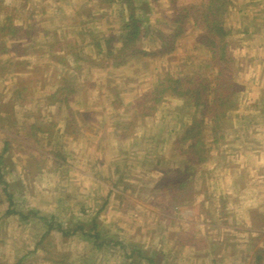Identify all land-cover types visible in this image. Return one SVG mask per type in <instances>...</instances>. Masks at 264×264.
Listing matches in <instances>:
<instances>
[{"label":"rangeland","instance_id":"374dc122","mask_svg":"<svg viewBox=\"0 0 264 264\" xmlns=\"http://www.w3.org/2000/svg\"><path fill=\"white\" fill-rule=\"evenodd\" d=\"M76 4L73 2L72 6ZM80 4L85 15L96 12V3L86 4L82 0ZM35 5L38 11L35 25L40 29L48 27L43 23L44 17L54 18L59 13L58 6L65 11L68 6L70 10L69 5L57 0H36ZM150 5L153 8V3ZM154 6L146 16L150 19L147 24L160 28L158 17L167 0H159ZM123 12L125 7L111 4L102 10L101 19L95 16L98 35L119 30L125 17ZM256 20L264 21V0H237L227 15L233 53L243 68L238 78L243 86L240 105L224 121L222 135L216 136H222L219 141H214V135H205L210 159L194 174L192 201L174 208L170 205L172 188L167 185L168 180H162L165 174L174 177L173 171L186 163L173 149L184 126L191 122L192 111L181 110L179 100L168 99L154 116L134 118L132 106L138 96L132 89L141 94L155 86L164 74L177 75L205 60V53L195 43L198 30L190 26L169 56L138 55L122 63V57L107 59L104 55L105 71L112 75L106 76L102 80L104 86L86 100L87 110L86 104L69 105L73 111L71 123L77 125L70 128L81 133L83 139L79 138V144L65 141L57 150L73 154L75 159L70 161L77 170L92 166L91 178L87 179L81 171H64V161H60L57 152L52 154L59 165L51 174L38 171L34 158L23 169L19 158L11 153L5 155L1 167L9 186L5 188L0 183V264H125L132 248L129 243L142 247L144 254H165L177 250L179 236L187 244L203 248L205 254L201 250L198 261H194L192 252L186 249L181 261L171 259L167 263L160 256L157 264H264V30L256 32L257 27L262 28ZM242 32L241 41L249 48L243 55L237 44ZM140 46L147 51L158 49L149 39ZM68 49L75 52L72 47ZM84 49L88 51L86 57H91L89 48ZM116 76L118 80L107 82V77ZM106 87L121 93L115 111L103 98ZM82 110L87 112L82 114L79 112ZM30 115L33 119L37 117ZM108 122L118 126L116 133L107 131ZM129 122H135V127L127 129ZM206 130L209 132V127ZM59 144L55 147H60ZM31 147L34 145L23 146L17 153L25 149L34 157ZM2 150L0 145V154ZM96 157L104 163L98 172L94 169L98 166ZM79 158L84 160L83 164L76 162ZM116 160L124 167L118 173L114 170L112 178L111 162ZM8 194L14 200L11 209L29 216L27 220L21 215L7 214L12 201ZM50 225L51 232L44 237ZM78 227H83L84 232ZM65 232L72 234L65 236ZM165 235L169 240L161 248L160 243H155ZM103 240L117 244L97 248L96 243Z\"/></svg>","mask_w":264,"mask_h":264},{"label":"crops","instance_id":"0c3cea01","mask_svg":"<svg viewBox=\"0 0 264 264\" xmlns=\"http://www.w3.org/2000/svg\"><path fill=\"white\" fill-rule=\"evenodd\" d=\"M57 1L69 5L70 10H68V6L66 11L63 6H58L57 11L59 13H55L54 18L44 17L42 19L43 23L47 24L48 27L40 29L35 25L37 23L35 17L38 15L35 5L36 0H0V27L7 22V17L11 15V22L22 29L18 38L5 36L0 32V145L2 149L7 145L6 155L10 156L11 153V156L19 158V164L23 166V169L26 168V162L29 163L30 159L34 158L38 171L44 174H51L57 169L58 160L52 152L60 153L57 148H62L63 142L79 144V138L83 139L81 133L74 132V129L71 130L70 128L77 125L71 123L70 115L73 114V111L69 105L71 106L72 103H79L80 106L86 104L85 110H87L89 104L86 100L91 98L93 91L97 94L98 89L104 86L102 80H105L106 76L112 75V73L105 71L107 65L104 64L106 61L103 60V52L98 54L95 44L91 41L99 33L97 28L94 27L93 18L98 16L101 19L103 9L99 10L97 8L96 12L86 13L85 15L83 9L81 10L83 4H80V2L82 0ZM73 2L77 4L72 6ZM23 4L25 5L24 8L22 7ZM7 11H13V14H8ZM255 22L262 27L261 30L258 27L256 29V32L260 33L262 29L264 30V21L256 20ZM103 31H100V33ZM243 37L244 32H242L241 39H236L237 44L240 45L242 55L247 54L246 52L249 50L248 46H244L241 41ZM70 47L75 52L70 51L68 49ZM84 48H89L91 57H86L85 53L88 54V51ZM33 52L37 54L33 55ZM87 59H89L87 63L83 61ZM129 60L130 58L123 59L122 63ZM126 65L131 67L129 63ZM146 70L147 68L143 67V72H146ZM124 74H126V77L128 76L127 73ZM65 78L69 79L70 87L74 88L71 96L65 94L67 95L68 104L60 101L55 102L54 100L56 99L57 90ZM118 79L119 76L107 77V82L110 84L113 80ZM146 90L144 89L143 92H146ZM132 91L137 95L140 94V92L137 93L139 91L137 89H132ZM102 92L103 98L110 102L111 111H115L116 103L121 99V93L109 87H106V90ZM80 109L81 107H79ZM79 112L85 114L87 111L82 110ZM30 113L37 117L33 119ZM83 117L86 119L85 115ZM60 123L63 125H60ZM108 124L107 131L113 130V133H116L118 126L114 127V123L110 122ZM115 137L117 138V136ZM54 143L56 145L60 143V147H55ZM31 144L34 145L33 148L31 147L35 153L34 157H32V153H29L31 151L25 149L23 152H19L20 154L17 153L21 147ZM97 147L102 149L101 144H98ZM60 156V161H64L63 165L61 164L64 171H81L86 178L92 177L90 175L93 173L91 165V168H87V170H77L70 161L75 159L73 154L60 153ZM101 160L103 159L96 157L95 163L98 166L94 168L95 172L101 170L99 167L104 164ZM76 162L83 164L84 160L79 158V161ZM69 163L73 165H68ZM111 164L113 178L114 170L118 173L124 166L117 160L111 162ZM112 190L114 189L111 188ZM179 237L176 243L177 250L165 254L157 252H151V255L144 254L142 247L129 243L134 248L139 247L143 254L141 256L136 253L131 259H137L135 264H151L146 259L151 258L157 264V259L160 256L167 263L171 259L181 261L186 249L192 252V260L194 261L196 259L198 261L201 250L205 254L203 248L194 247L193 244L188 246L184 238ZM168 240V236L165 235L164 238L161 237V241L157 239L155 244L160 243L162 248ZM199 242L202 243L203 241L199 240Z\"/></svg>","mask_w":264,"mask_h":264},{"label":"trees","instance_id":"16d2710c","mask_svg":"<svg viewBox=\"0 0 264 264\" xmlns=\"http://www.w3.org/2000/svg\"><path fill=\"white\" fill-rule=\"evenodd\" d=\"M158 1L86 0V4L96 3L99 10L111 4H118L126 9V18L124 17L119 30L105 31L103 35H97L91 40L95 44L96 51L103 52L107 59L119 56L126 60L138 55L141 57L169 56L176 51L179 41L188 33L190 26L198 30L195 43L205 53V60H201L197 67L192 66L177 75L164 74L155 86L139 94L132 101L136 113L134 118L154 116L168 99L179 100L182 103L179 109L186 112L192 111L191 122L184 126L182 134L174 142L173 149L185 158L186 163L183 167L173 171L174 177L168 178L165 174L162 178L163 181L168 180L167 185L172 188L170 205L175 208L192 201L191 185L194 182V174L210 159V151L207 150L204 141L205 135H214V141H219L222 136H216L222 135L224 121L239 110V93L243 86L238 78L243 68L233 53V44L229 39L232 32L226 22L227 15L237 0H200L197 3L167 0L166 8L158 17L161 27L156 28L147 24L150 19L146 16L151 14L150 11L153 10L155 4H158ZM151 3H153V8ZM22 7L24 8L25 5L23 4ZM11 18V15L7 17V22L0 27V32L5 36L18 38L22 29L15 26ZM27 36L30 38L29 35ZM145 39L157 44L158 49L154 51L142 49L140 45L145 42ZM68 81L69 79L66 78L62 80L56 99H54L55 102L68 104L65 94L71 96L74 92V88L70 87ZM134 127L135 122H129L126 128ZM207 127H209V132L206 130ZM7 151L6 145L0 154V183L4 184L5 188H8L9 184L3 179L4 171L1 165L5 161ZM56 154L60 156V153ZM154 190L156 187L151 191L154 192ZM8 196L9 200H12V195L8 194ZM13 204L14 200L10 202L7 214L21 215L23 220H27L29 216H23L20 212L11 209ZM51 229L50 225L44 237L51 232ZM78 229L84 230L83 227H78ZM63 234L69 236L72 232ZM83 234L86 235V233ZM95 236L99 238L100 234ZM115 244L117 243L105 240L96 243L97 248ZM130 247L132 248H130L129 255L127 254L125 264H135L137 259L131 258L136 253L143 256L139 247L134 248L133 245ZM146 259L151 264H155L151 258Z\"/></svg>","mask_w":264,"mask_h":264}]
</instances>
